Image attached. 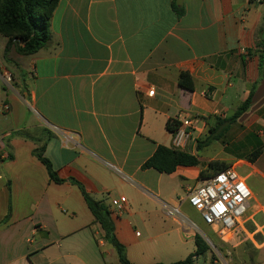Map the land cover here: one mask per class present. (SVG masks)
<instances>
[{
    "label": "crops",
    "instance_id": "obj_1",
    "mask_svg": "<svg viewBox=\"0 0 264 264\" xmlns=\"http://www.w3.org/2000/svg\"><path fill=\"white\" fill-rule=\"evenodd\" d=\"M172 4L60 0L37 54L7 57L0 37V264H122L78 183L110 211L130 264L184 261L197 250L190 217H201L187 196L215 161L250 187L241 232L264 248V1L181 0L182 16ZM182 73L193 91L180 87ZM251 92L249 109L227 122ZM184 115L200 119L182 149L200 165L143 169L159 146L173 148L167 124Z\"/></svg>",
    "mask_w": 264,
    "mask_h": 264
},
{
    "label": "trees",
    "instance_id": "obj_2",
    "mask_svg": "<svg viewBox=\"0 0 264 264\" xmlns=\"http://www.w3.org/2000/svg\"><path fill=\"white\" fill-rule=\"evenodd\" d=\"M59 2L60 0H0V37L7 39L5 50L7 57L12 50L19 55L32 56L50 43L52 40L51 22ZM172 7L179 16L184 14V9L178 7L177 0H173ZM257 48L260 55V70L264 74V35H261ZM179 85L185 90H194L193 81L186 73L181 74ZM252 97L253 92L227 122L233 123L241 117L249 109ZM178 126L179 122L177 121H169L167 124V128L171 133H174ZM20 135H23V133H20ZM261 153L262 149L256 150L251 154L249 160L255 161ZM34 155L47 167L50 178L54 183L64 182L53 169L50 161L44 157L43 148L36 149ZM199 165L200 162L194 155L180 149L159 146L154 155L144 163L143 169H155L159 173L170 175L179 166L196 167ZM227 169V165L223 162H212L206 171L201 172V179L205 180ZM77 185L85 196L89 209L102 226L105 239L117 250L121 263L130 264L126 257L125 247L121 245L115 236L114 224L108 208L104 204L94 201L80 183ZM195 244L197 247L196 252L186 260L174 264H189L195 255L199 254L201 250H205V245L199 236H197Z\"/></svg>",
    "mask_w": 264,
    "mask_h": 264
},
{
    "label": "built area",
    "instance_id": "obj_3",
    "mask_svg": "<svg viewBox=\"0 0 264 264\" xmlns=\"http://www.w3.org/2000/svg\"><path fill=\"white\" fill-rule=\"evenodd\" d=\"M254 1L262 3L264 0ZM4 80L10 84L11 74L6 72ZM149 95H154V91H150ZM176 121L179 122V126L173 133V148L182 150L186 148L192 131L200 123V119L184 115ZM252 197V191L246 180L237 171L228 168L203 180L201 186L189 192L187 200L189 205L201 215L203 222L212 229L213 234L225 244L229 243L238 232H243V221ZM126 202V198L121 197L113 200L112 206L120 211L123 210ZM168 215L177 217L180 213L174 209L169 210ZM212 250L210 261H205L204 264H229L217 246L212 245ZM198 256L195 255L189 264H197Z\"/></svg>",
    "mask_w": 264,
    "mask_h": 264
},
{
    "label": "rangeland",
    "instance_id": "obj_4",
    "mask_svg": "<svg viewBox=\"0 0 264 264\" xmlns=\"http://www.w3.org/2000/svg\"><path fill=\"white\" fill-rule=\"evenodd\" d=\"M22 113H24V111H22ZM5 123L4 119L0 117V128L3 130L5 129V126H7V123ZM211 152H215L214 145L209 148L208 153ZM190 220L197 226L198 236L202 239L205 245V250H201L198 254L199 256L196 260L197 264H204L205 261H210L213 253L212 245L219 248L220 252L227 258L229 264H264V257L261 254V251L264 250V248L260 250L257 249L249 241L246 234L238 232L229 243L224 244L213 234L212 229L203 222L202 217L199 215L197 217L191 216ZM139 231L142 233L143 238H145V232L142 229ZM181 259H185V256H182ZM164 264L168 263L166 262Z\"/></svg>",
    "mask_w": 264,
    "mask_h": 264
},
{
    "label": "water",
    "instance_id": "obj_5",
    "mask_svg": "<svg viewBox=\"0 0 264 264\" xmlns=\"http://www.w3.org/2000/svg\"><path fill=\"white\" fill-rule=\"evenodd\" d=\"M177 4L180 6L181 5V0H178L177 1Z\"/></svg>",
    "mask_w": 264,
    "mask_h": 264
}]
</instances>
